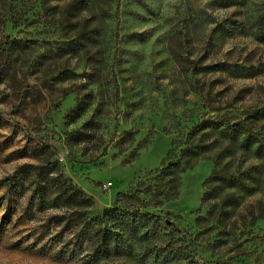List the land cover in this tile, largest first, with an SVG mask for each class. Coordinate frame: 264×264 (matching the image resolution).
Segmentation results:
<instances>
[{
  "label": "rangeland",
  "instance_id": "1",
  "mask_svg": "<svg viewBox=\"0 0 264 264\" xmlns=\"http://www.w3.org/2000/svg\"><path fill=\"white\" fill-rule=\"evenodd\" d=\"M252 4L0 0V264H166L138 256L92 263L75 238L79 216L40 199L30 182L42 159L57 161L94 201V217L115 207L119 193L151 182L196 122L264 110V44L238 27L264 0ZM87 119L106 136L95 161L72 141ZM130 131L135 144L120 153ZM21 167L27 173L8 185ZM213 171L212 161L199 162L182 175L177 200L149 210L170 213L196 238ZM252 230L231 254L198 241L193 259L170 264H264V219Z\"/></svg>",
  "mask_w": 264,
  "mask_h": 264
},
{
  "label": "trees",
  "instance_id": "2",
  "mask_svg": "<svg viewBox=\"0 0 264 264\" xmlns=\"http://www.w3.org/2000/svg\"><path fill=\"white\" fill-rule=\"evenodd\" d=\"M223 1L225 8L244 10L253 6L254 0ZM254 7L251 23L238 27L264 44V4ZM79 9L75 6L72 12L79 14ZM17 45L12 41L9 46ZM74 114L70 116L73 118ZM101 128L97 121L87 119L72 137L90 152L87 154L91 161L99 159L107 149ZM135 141L134 132H127L117 142L119 152L131 149ZM173 145L174 158L165 161L151 182H140L136 188L119 193L115 207L94 217L89 216L94 201L59 173L57 161L42 159L30 185L40 199L48 198L54 205L61 202V210L79 216L75 238L82 249L91 252L88 256L92 263L136 256L140 261L151 259L166 264L190 261L196 256L193 246L198 241H209L212 251L220 255L235 252L240 241L249 237L252 228L264 219V110L253 115L202 119ZM201 161H212L214 171L205 183L202 208L206 212L196 220L199 231L195 238L181 230L170 213L163 216L162 212L149 209L162 210L166 203L177 200L182 175ZM23 173L27 169L19 168L14 177L7 179L8 185Z\"/></svg>",
  "mask_w": 264,
  "mask_h": 264
}]
</instances>
